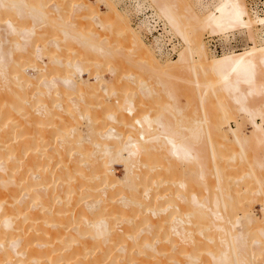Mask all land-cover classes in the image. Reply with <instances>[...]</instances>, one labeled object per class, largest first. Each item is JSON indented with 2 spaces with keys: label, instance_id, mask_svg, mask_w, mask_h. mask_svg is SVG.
Segmentation results:
<instances>
[{
  "label": "bare ground",
  "instance_id": "bare-ground-1",
  "mask_svg": "<svg viewBox=\"0 0 264 264\" xmlns=\"http://www.w3.org/2000/svg\"><path fill=\"white\" fill-rule=\"evenodd\" d=\"M118 1L0 0L8 27L5 34L0 24V264H264V188L256 195L241 175L229 180L236 155L249 172L264 167V151L252 145L264 143V8L247 0H133L132 14ZM93 2L104 3L103 16ZM74 7L78 16L67 21ZM88 12L95 24L107 20L105 40L82 23ZM152 21L160 31L147 43ZM235 29L249 37L242 51L218 53L205 39ZM44 31L57 32L47 37L51 46ZM163 35L176 38V58L158 57ZM89 50L112 68L132 59L148 75L122 66L106 78L91 70ZM87 71L94 81L82 77ZM179 94L188 96L184 105ZM235 110L252 124L253 139L239 120L230 123Z\"/></svg>",
  "mask_w": 264,
  "mask_h": 264
},
{
  "label": "rangeland",
  "instance_id": "rangeland-1",
  "mask_svg": "<svg viewBox=\"0 0 264 264\" xmlns=\"http://www.w3.org/2000/svg\"><path fill=\"white\" fill-rule=\"evenodd\" d=\"M56 1H59L60 3L61 2H64V0H56ZM80 1V0H79ZM117 0H115V2H116ZM133 0H123V1H118L117 3V6L120 8V9H123V10H125V7H126V5H128L129 4V2L131 3ZM136 1V0H135ZM248 1V0H247ZM72 2H75V0H72ZM134 2V1H133ZM58 3V2H57ZM128 3V4H127ZM126 4V5H125ZM100 5V6H99ZM92 7H95V8H99V14L101 15V16H103V13L106 11V6L104 5V3H97V2H93V4L91 5ZM129 6V5H128ZM146 7H148V5L146 4L145 5ZM251 6V5H250ZM129 8L131 9L132 8V6L130 7L129 6ZM150 8V7H149ZM72 9V8H71ZM81 9V8H80ZM73 10H75L74 12H72V13H70V14H68V15H66V20L67 21H73V20H75L76 19V17L78 16V15H76V13H77V11H79V8L78 7H74V9ZM131 12H132V14L134 13V11H135V9H131L130 10ZM129 11V12H130ZM130 12V13H131ZM89 13V15H87V16H85L84 18H83V20H82V23H84L85 25H88L89 26V28H91L92 29V33H93V35H95L97 38H99V39H102V40H105L106 39V37H107V35H108V30H109V25H107V20H105L102 24H95V22L93 21L94 20V18L91 16L90 17V12H88ZM99 14L98 15H96L95 16V20L96 21H98V22H100V16H99ZM132 18H133V20H134V22L133 21H131V23H132V25L134 26V27H136V24H137V22H138V20L136 21V19H134L135 18V16L134 15H132ZM28 17L26 18V22H28ZM98 19V20H97ZM132 20V19H131ZM30 22V21H29ZM1 29H3V32L4 31H6L7 32V30H8V27H7V24L6 23H4V22H2L1 21ZM36 25H39L40 23H38V22H36L35 23ZM113 25V24H112ZM39 27H41V26H39ZM38 27V28H39ZM158 31H160V29H153L152 30V32L151 33H147L146 34V38L148 39H146V41H147V43H151V41L153 42V40H151L152 39V37H153V35L154 34H157V32ZM6 32H4L5 34H7ZM49 32V31H48ZM48 32L47 31H44L43 33V35H42V37H43V42H45V44L47 45V46H51L50 45V43H52V42H50L49 43V41H47L48 40V38H49V40L51 41V38L54 36V38H56V37H58L56 34H57V32H56V34L55 35H53L52 37H50V35H52L50 32V35L48 34ZM231 33V34H230ZM59 34V33H58ZM174 36H177V35H175L174 33H172ZM46 35H49V36H46ZM116 35V34H115ZM115 35L114 36H112L111 38L113 39V37H115ZM120 36V35H119ZM167 36V35H166ZM165 35H163V36H161V40H162V43H161V52H160V54L158 55V57H160L161 58V60H165L166 58H176L177 57V55H175L176 54V49L175 48H172V42H176V38H173V41H171V40H169V39H167V37H166ZM229 36V37H228ZM48 37V38H47ZM59 37H61V34H59ZM117 37H118V34H117ZM178 37V36H177ZM46 38V39H45ZM179 39H180V41H182V39L180 38V37H178ZM58 39H61V38H58ZM205 39L207 40V43H208V45L210 46V47H212L213 49H215V50H217V52L218 53H221L224 49H228V48H230V50L231 49H234V50H236L237 49V51H242L243 50V48L244 47H247V44L249 43V37H248V34H247V31L246 30H243V29H235V30H233V31H230V32H227V34H213L212 36L211 35H207L206 37H205ZM114 40L115 41H117L118 40V38H117V40L114 38ZM114 40H111V42L112 41H114ZM150 41V42H149ZM49 45H48V44ZM115 43V42H114ZM182 43V45H183V41L181 42ZM124 46V45H123ZM64 47V48H63ZM61 46V49L63 50V51H61V49L59 50V48H57L58 49V51H61L60 52V55L62 56V57H64L65 55H66V57H67V55H69V53H67L68 51H69V49H68V51L66 52V49H67V47L64 45V46ZM125 49V52L126 53H129L130 55H131V57H132V59H136V57H138V55H137V53H136V49H130V48H128V46L127 45H125V47H124ZM57 49H55V50H57ZM65 49V50H64ZM54 50V51H55ZM58 51H55L57 54H59L58 53ZM70 52V51H69ZM75 52V51H74ZM88 52H89V54H88ZM67 53V54H66ZM179 53V52H178ZM53 54H54V52H53ZM87 54H88V56H90L91 57V60L93 61V62H91L92 63V65H90L91 67H93V69L91 68V70H94L95 68H99V70L98 71H101V73H103L105 76H106V78H110V77H113V75H116L115 73H119V72H121V71H123V69H125V70H127V72L128 73H132V74H140L141 73V70H139L138 69V64L136 63V62H134V60H132L131 59V62L129 61V62H124V64H119V63H117L116 62V64L114 63V68H112L111 67V65L113 64L112 63V61L110 62V61H108L107 60V58H106V56H104V55H99V54H96V52L94 51V50H89V51H87ZM162 54V55H161ZM164 54L166 55H170V56H164ZM84 55V54H83ZM172 55V56H171ZM165 58V59H164ZM111 64V65H110ZM94 65H97V67L96 66H94ZM90 66H89V68H90ZM123 66V69L121 68ZM108 68H109V70H114L112 73L111 72H109V70H108ZM122 69V70H121ZM108 70V71H107ZM121 70V71H120ZM29 71H31V72H35V70L34 69H29ZM116 71V72H115ZM140 71V72H139ZM91 72H93V71H91ZM141 75H143V77H147V75L148 74H146V73H144L143 74V72L141 73ZM89 75H88V71L87 72H83L82 73V77H84V79L86 80L87 78L89 79V81H92L93 80V77H88ZM94 81V80H93ZM134 84V83H133ZM180 84V83H179ZM132 85V84H131ZM135 85V84H134ZM176 85V87L178 88H176L177 89V91H179V89H180V86L182 85H180V86H177L178 84L176 83L175 84ZM174 85V86H175ZM184 86H186V85H184ZM130 87V86H129ZM128 87V88H129ZM181 87H183V86H181ZM189 87V86H188ZM99 88H101V87H98V89ZM131 88V87H130ZM183 88H187V87H183ZM183 88H181V89H183ZM184 89V90H185ZM101 90V89H100ZM127 90H129V89H127ZM187 90V89H186ZM176 91V92H177ZM183 91V90H182ZM120 92H123V90L122 91H120ZM129 92V91H128ZM180 92V91H179ZM185 91H183L182 93H184ZM187 92L189 93V89L187 90ZM186 92V93H187ZM117 93H119V92H117ZM124 94H125V92H123ZM123 93H122V96H124L123 95ZM178 93V92H177ZM188 93L186 94V95H188ZM73 94V93H72ZM116 95V94H115ZM118 95V94H117ZM116 95V96H117ZM186 95H181L180 96V94H179V96H178V99H180V101H181V103H182V105H184V103H187V98L186 97H188V96H186ZM116 96H114V97H116ZM119 97L121 96V94H119L118 95ZM102 97V96H101ZM101 97H100V95L98 96V97H95V98H92L93 99V101H92V106L94 105V107H91L92 109H90V111L92 112L93 111V109H94V111H97L98 109H99V107H97V105H99L98 103L100 102V99H101ZM181 97V98H180ZM120 98H122V97H120ZM213 99H215L214 97H212V98H210V100L208 99V103L209 104H211L212 103V105H211V107H214V108H216L215 110L214 109H212V110H214L213 111V114L214 115H218V114H216V112L220 109V107H219V105H218V107H217V105H216V107H215V103L213 102V101H215V100H212ZM68 100V99H67ZM67 100H65V101H67ZM99 101V102H98ZM212 101V102H211ZM103 102V101H102ZM102 102H100V105H101V103ZM96 103V104H95ZM154 103H155V105H154ZM207 103V105H209ZM214 103V104H213ZM252 103L254 104L255 103V101H253L252 100ZM151 104V109H156L157 108V105L159 104V103H157V102H152V103H150ZM154 105V106H153ZM262 107H263V109H264V104L262 105ZM98 108V109H97ZM153 109V110H154ZM93 111V113H95ZM151 111V110H150ZM220 111V110H219ZM212 114V113H211ZM212 114V115H213ZM213 115V116H214ZM212 116V117H213ZM218 117H220L219 115L218 116H214V119L215 118H218ZM231 117V120L232 121H230V123L235 127V122H234V120H239L240 122H241V129H242V131H243V133L244 134H247V135H249V137H250V139H253V138H251V137H253L252 136V124H250V121H247L246 120V117L242 114V113H240L239 111H234L233 112V114L230 116ZM82 119H84V118H82ZM82 119H80V120H82ZM217 120V119H216ZM215 120V121H216ZM215 121H214V123H215ZM83 122V123H82ZM80 124L82 125H79L80 127H82V129L84 128L83 126L86 124L85 123V120H83ZM233 122V123H232ZM222 123H224V122H222ZM118 124V123H117ZM213 124V123H212ZM263 126H264V124H263ZM86 128V127H85ZM84 128V130H83V132H82V134L84 135V137L87 135V129H85ZM212 128V127H211ZM249 130H250V132H249ZM86 131V132H85ZM250 133V134H249ZM247 135H246V137H247ZM251 135V136H250ZM55 140L56 139H54L53 141L55 142ZM254 141H252V145L253 146H255L254 148L257 150V151H259L260 153H263V151H264V143L262 142V144H259L258 142H256V143H253ZM50 144V143H49ZM251 146V145H250ZM250 146H248V148H246V151L247 152H250L251 150H252V148H253V146L252 147H250ZM261 146V147H260ZM250 148V149H249ZM259 148V149H258ZM254 150V149H253ZM262 150V151H261ZM236 151L239 153L241 150H240V148L238 147H236ZM238 157V158H237ZM237 159H239V160H237ZM233 161H240L239 163H236V165L234 166V165H232V168H231V174H230V177H229V180L230 181H233V178L235 177V176H237V175H241V179H239L241 182L242 181H247V182H249L250 183V186H249V190L252 192V191H254L255 193H256V195H259L258 194V191L259 190H257V187H259V186H262L263 188H264V167H260V168H258V169H256V171H254L253 173H252V171H247V170H245L247 167L245 166V162L242 160V158L239 156V155H236L235 157H234V159H233ZM245 163V164H244ZM243 164V165H242ZM122 164H116V168H115V170H116V172L121 176V177H125V172H123V166H121ZM240 165V166H239ZM160 166H162V168H163V165H158V167L159 168H161ZM242 167V168H241ZM245 167V168H244ZM158 168V169H159ZM161 170V169H160ZM235 172V173H234ZM246 172V173H245ZM248 172V173H247ZM193 174H197V171L195 172V169H190L189 170V176H192ZM214 172H212V170L208 173V175H209V177H208V179H210V184L211 183H215L216 182V176L214 175ZM169 175V174H168ZM168 175H166L167 176V178L169 177ZM233 175H234V177H233ZM171 177V176H170ZM228 179V178H227ZM232 179V180H231ZM171 181V180H170ZM169 181V182H170ZM164 185V184H163ZM162 184H161V186H162V190H164L163 189V187L164 186H166V184L163 186ZM172 185V186H171ZM177 185V184H176ZM175 184H170V186L172 187V188H174V187H177L178 188V186H176ZM174 186V187H173ZM181 187V188H180ZM161 188V187H160ZM165 188V187H164ZM179 189H183L182 188V186H179ZM161 189H160V191H162ZM229 191H230V189H229ZM264 196V195H263ZM260 196L259 197H257V199L255 200V201H253L252 202V208L251 209H253L254 211V213H255V215H257V216H259V215H261L262 214V212H261V208H260ZM179 200V199H178ZM181 201V200H180ZM160 203V202H159ZM241 215H243V213H240ZM243 220V222H242V230H244L245 228L244 227H246V223H247V221H246V219H242ZM160 232H163V231H159V235L160 234H162V233H160ZM196 234V233H195ZM162 241V240H161ZM160 243V242H159ZM186 246H188V244H186ZM204 250H202L201 251V253H200V258L198 259V260H201V259H203L204 258V256H205V251L203 252ZM165 259H167V258H165ZM257 264H262V263H260V262H258Z\"/></svg>",
  "mask_w": 264,
  "mask_h": 264
},
{
  "label": "built area",
  "instance_id": "built-area-1",
  "mask_svg": "<svg viewBox=\"0 0 264 264\" xmlns=\"http://www.w3.org/2000/svg\"><path fill=\"white\" fill-rule=\"evenodd\" d=\"M248 4L254 7H257L258 10H261L264 8V0H248ZM152 23H154V25H152V30L153 29L156 30L157 29L156 26L157 27L159 26L158 22L152 21Z\"/></svg>",
  "mask_w": 264,
  "mask_h": 264
}]
</instances>
